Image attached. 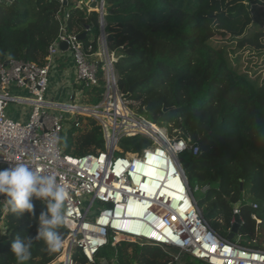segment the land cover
<instances>
[{
	"label": "trees",
	"instance_id": "obj_1",
	"mask_svg": "<svg viewBox=\"0 0 264 264\" xmlns=\"http://www.w3.org/2000/svg\"><path fill=\"white\" fill-rule=\"evenodd\" d=\"M67 2L0 0V62L14 59L43 66L61 23L69 34H86L82 43L92 47L90 54H97L99 13ZM256 4L257 0H105L104 32L108 51L117 59L118 90L128 108L166 128L171 138L199 147L197 156L187 150L180 162L189 185L197 181L208 187L202 206L197 202L205 220L229 240L233 209L244 198L247 204L239 208L242 224L232 242L264 252V77L256 70L242 71L239 59H232L224 44L226 32L242 22L252 24ZM252 26L243 40L252 42L261 35ZM103 64L98 62L97 85H75L85 105L95 106L103 99ZM164 108L169 111L164 113ZM78 123L68 124L62 134L64 154L80 158L104 151L102 126L90 117H78ZM130 140H123L126 152L149 145L145 139ZM33 203L34 215L5 214L0 264H18L10 253L17 234H37L36 220L45 205L35 198ZM57 231L63 243L68 231L63 226ZM61 254V248L50 251L43 240L35 241L24 264H62L57 262ZM65 259L63 255L61 261ZM102 259L109 264H178L160 247L128 242L102 249L94 263L76 251L73 264H100ZM181 264L207 263L188 256Z\"/></svg>",
	"mask_w": 264,
	"mask_h": 264
},
{
	"label": "built area",
	"instance_id": "obj_2",
	"mask_svg": "<svg viewBox=\"0 0 264 264\" xmlns=\"http://www.w3.org/2000/svg\"><path fill=\"white\" fill-rule=\"evenodd\" d=\"M104 2L97 9L100 24L105 19ZM61 44L72 57L76 83L86 88L98 84L100 61L90 54L92 47L85 48L79 36L66 31L64 23L43 66L14 59L0 62V169L26 164L38 174L54 176L66 189L67 223L62 226L68 236L60 247L66 258L62 263L73 264L76 251L94 263L102 249L128 242L176 251L207 264H264V252L224 239L205 220L179 159L187 150L197 156L199 147L171 138L166 128L128 108L118 90L115 56L106 53L103 60L106 89L98 105L75 103V95L69 104L51 98V73ZM19 106L27 108L24 115ZM78 117L93 118L102 126L105 149L98 155L64 154L62 134L68 124L79 126ZM137 138L150 143L129 157L120 143ZM96 204L102 207L93 214ZM1 212L2 206L0 216ZM137 215L138 224L133 221ZM236 217L237 205L233 225Z\"/></svg>",
	"mask_w": 264,
	"mask_h": 264
},
{
	"label": "clouds",
	"instance_id": "obj_3",
	"mask_svg": "<svg viewBox=\"0 0 264 264\" xmlns=\"http://www.w3.org/2000/svg\"><path fill=\"white\" fill-rule=\"evenodd\" d=\"M0 196L4 197L0 206L5 214L34 215L33 198L45 205V210L36 220L35 237L17 234L11 241L10 253L15 256L18 264H24L31 257L35 241L43 240L50 251L61 247V235L57 229L67 223L65 202L68 193L57 184L54 176L38 174L26 164L0 169Z\"/></svg>",
	"mask_w": 264,
	"mask_h": 264
},
{
	"label": "rangeland",
	"instance_id": "obj_4",
	"mask_svg": "<svg viewBox=\"0 0 264 264\" xmlns=\"http://www.w3.org/2000/svg\"><path fill=\"white\" fill-rule=\"evenodd\" d=\"M256 11L253 14V18H252V24H254L252 26V24L249 26V24H247L246 22H242L241 24H239L236 28L235 31H228L226 33H228V39L226 42H224L227 51L230 55V57L232 59L234 58H238L240 63L239 66L241 67V70L243 71H253L256 70L258 72V75H261L264 77V0H257V4L255 6ZM249 26V27H248ZM256 28V30H258V32H261V35L259 37H257V39H254L252 42L250 41H245L243 40V38L248 34V30L250 27ZM213 36L214 38L218 37V31L213 29ZM229 39H231L232 41H230ZM235 65V64H234ZM252 73V72H251ZM58 84V85H57ZM72 87V86H71ZM74 89V87L72 88H67L66 84H63L62 82H57L56 79L53 83L52 86V90L57 93V94H63L65 97L68 95L70 97L72 90ZM78 91H76V101L75 103L78 104H82L83 106H88L85 105L83 102H81V93H77ZM62 98L58 97L56 95H54V99L57 102L60 103H73L72 101L69 100V98ZM78 99L80 100L78 102ZM91 107V106H89ZM19 109L22 110L23 107L19 106ZM15 110V106L11 107V112H13ZM27 111V108L24 107V109L22 110V115H24ZM127 140V139H126ZM135 139H131L128 142L134 141ZM144 142H147V145L150 143L147 140H145ZM124 143V142H123ZM122 142L120 143V147L121 144H123ZM139 149V147H138ZM124 150V149H123ZM125 151V150H124ZM116 156H119L118 154H116ZM182 156L179 157V159H181ZM190 188L193 192V196L195 198V200L200 204V206H202L203 200L205 199V193L203 192V185L198 184L197 181H190ZM247 202L244 198H242L240 200V202L237 204V206L240 208L244 205H246ZM102 207L99 204L95 205V208L93 210V214H95L96 211H98V208ZM96 210V211H95ZM203 212H206V210L203 207ZM1 216H0V220H2L3 216L5 215V213L1 212ZM6 228L5 222L0 221V233H2V235L4 234V230ZM0 235V236H2ZM64 243V242H63ZM164 250V249H163ZM166 251L169 255L174 257V261L177 262L178 264H181L183 262H185L188 258V256L179 254L176 251ZM102 252V250L100 251ZM61 257H63V254H61V256L59 257V262L62 263L61 261ZM109 260V259H108ZM110 261V260H109ZM58 262V260H57ZM100 264H109L108 262H105L104 259L99 260ZM63 264V263H62Z\"/></svg>",
	"mask_w": 264,
	"mask_h": 264
},
{
	"label": "crops",
	"instance_id": "obj_5",
	"mask_svg": "<svg viewBox=\"0 0 264 264\" xmlns=\"http://www.w3.org/2000/svg\"><path fill=\"white\" fill-rule=\"evenodd\" d=\"M103 0H72L73 3L77 4L79 8H87L89 12H98L97 9H99L102 5ZM105 3V2H104ZM68 4V3H67ZM106 9H105V16H106ZM106 20L102 22V29H104ZM99 52L95 54L96 59L99 61L105 60L106 58V53L109 54V56H114V54H110L107 48L106 44V34L102 33L101 30V35L99 38ZM62 82L63 84L67 85V88H72L74 89L71 92L70 96H77L76 94V88L75 85H77L75 81V67L74 63L72 60V57L68 50H64L60 48V52L58 56L55 58V63H54V68L51 73V90L54 81ZM58 85V84H57ZM72 86V87H71ZM51 98L54 99V95L64 98L65 96L63 94H57L53 90L51 91ZM68 96V95H67ZM67 96L65 98H67ZM69 98V96H68ZM55 100V99H54ZM56 101V100H55Z\"/></svg>",
	"mask_w": 264,
	"mask_h": 264
},
{
	"label": "water",
	"instance_id": "obj_6",
	"mask_svg": "<svg viewBox=\"0 0 264 264\" xmlns=\"http://www.w3.org/2000/svg\"><path fill=\"white\" fill-rule=\"evenodd\" d=\"M67 3H68V2L65 1V2H64V5H67ZM100 25H101L102 33L104 34L105 32H104V29H102V23H101ZM86 29H89V27H87ZM85 36H86V34H82V35H80V36H79V40H82V41H83V39L85 38ZM60 48H61V49H64V50H67V45H66V44H61V45H60ZM168 111H169V109H167V108H164V109H163V112H164V113H166V112H168ZM241 224H242V220H241V218H240V217H236V219H235V224L233 225V228H232V230H231V235H230V237H229V241L232 242V241L234 240L236 234L238 233V230H239Z\"/></svg>",
	"mask_w": 264,
	"mask_h": 264
},
{
	"label": "bare ground",
	"instance_id": "obj_7",
	"mask_svg": "<svg viewBox=\"0 0 264 264\" xmlns=\"http://www.w3.org/2000/svg\"><path fill=\"white\" fill-rule=\"evenodd\" d=\"M145 148H143L141 151H139V153H141ZM135 156H136L135 153L129 152V157H135ZM139 219H141V215H137V216L133 217V221L136 222L137 224L140 221Z\"/></svg>",
	"mask_w": 264,
	"mask_h": 264
}]
</instances>
